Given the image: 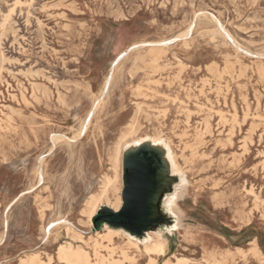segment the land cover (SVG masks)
Here are the masks:
<instances>
[{
    "label": "rangeland",
    "instance_id": "rangeland-1",
    "mask_svg": "<svg viewBox=\"0 0 264 264\" xmlns=\"http://www.w3.org/2000/svg\"><path fill=\"white\" fill-rule=\"evenodd\" d=\"M263 75L264 0H0V264H64L66 242L67 264H264ZM141 140L180 172L159 176L161 199L179 189L167 221L136 237L94 219L123 205ZM106 225L122 233L96 247ZM157 230L167 248L148 251Z\"/></svg>",
    "mask_w": 264,
    "mask_h": 264
},
{
    "label": "water",
    "instance_id": "water-1",
    "mask_svg": "<svg viewBox=\"0 0 264 264\" xmlns=\"http://www.w3.org/2000/svg\"><path fill=\"white\" fill-rule=\"evenodd\" d=\"M162 154L155 148L144 145L125 155L123 167V205L115 211L103 206L94 223L100 221L113 228H122L136 237L145 233L167 218L159 211L162 197L163 181L160 174L166 168ZM97 214V215H98Z\"/></svg>",
    "mask_w": 264,
    "mask_h": 264
},
{
    "label": "bare ground",
    "instance_id": "bare-ground-1",
    "mask_svg": "<svg viewBox=\"0 0 264 264\" xmlns=\"http://www.w3.org/2000/svg\"><path fill=\"white\" fill-rule=\"evenodd\" d=\"M17 1H19V0H17ZM24 3V2H23ZM22 3V4H23ZM25 4V3H24ZM23 4V5H24ZM16 5V4H15ZM19 5V4H18ZM20 5H21V3H20ZM30 5V4H29ZM17 6V5H16ZM14 7V6H13ZM13 9H15V8H13ZM16 10V9H15ZM198 15V14H197ZM205 16V15H204ZM215 18V17H214ZM218 23V25H219V29L225 34V36L227 37V38H229L233 43H234V46L237 48V49H241L240 48V46L238 45V44H236L235 43V41L233 40V38L230 36V34L224 29V27L221 25V23H219V22H217ZM199 24V26H200V23H198ZM204 24V23H203ZM206 24V23H205ZM192 25H194V24H192ZM201 27V26H200ZM193 28V27H192ZM192 28L190 29L191 31H192ZM196 28H197V26H196ZM188 35H190L189 33L188 34H185V35H183L184 37L186 36H188ZM182 36V35H181ZM179 38H180V36H179ZM183 38V37H182ZM246 38V37H245ZM142 45H145V44H138V45H135V46H132V48H131V50L129 51V52H131V51H133V50H135V49H137V48H140V47H142ZM166 45H168L167 43H163V44H157V46L158 47H161V46H166ZM263 46V45H262ZM261 47V46H260ZM256 48V47H255ZM129 52L127 51L126 53L127 54H129ZM246 53H248V52H246ZM126 54V55H127ZM121 59L122 58H120V59H118L117 60V62L114 64V66H113V68H112V72L110 73V75H109V77H108V79H107V82L109 83V85L111 84V80H113L112 78L114 77V72H115V69H116V67L119 65V63H120V61H121ZM212 62V61H211ZM232 62V61H231ZM219 64V63H218ZM240 64V63H239ZM187 67V66H186ZM216 67H217V65H216ZM220 67V66H219ZM208 68H210V66L208 67ZM208 68H206V69H208ZM218 68V67H217ZM258 68V67H257ZM241 70V69H240ZM258 70V69H257ZM242 71V70H241ZM219 72V71H218ZM239 74H240V72H239ZM262 75V74H261ZM264 76V75H263ZM253 77V76H252ZM219 78V77H218ZM158 81V80H157ZM161 82V81H160ZM107 83V84H108ZM206 83V82H205ZM209 84H210V82H208ZM207 83V84H208ZM157 84V83H156ZM109 87V86H108ZM107 87V88H108ZM227 87V86H226ZM238 88V87H237ZM109 89V88H108ZM108 89H107V91H108ZM214 90V89H213ZM104 91H105V89H104ZM223 92V91H222ZM104 94V93H103ZM102 94V95H103ZM227 99V98H226ZM27 100V99H26ZM247 100V99H246ZM262 101V100H261ZM247 102V101H246ZM97 104H101V100H98L97 102H95L94 103V105H93V108L94 107H96V106H98ZM252 105V104H251ZM250 105V106H251ZM261 105V104H260ZM123 106V105H122ZM136 106H137V104H136ZM11 107V106H10ZM96 109V108H95ZM251 109V108H250ZM141 110V109H140ZM222 111V110H221ZM142 112H143V110H142ZM191 113V112H190ZM229 113V112H228ZM226 114V113H225ZM234 114V113H233ZM36 115V114H35ZM90 115V114H89ZM220 115V114H219ZM238 115V114H237ZM9 116V115H8ZM8 116H7V118H8ZM38 117V116H37ZM239 117V116H238ZM258 118H260L259 116H257ZM255 118V117H254ZM262 119H264L263 117H262ZM227 120V119H226ZM90 121V120H89ZM136 125V124H135ZM88 126V123L87 124H85L84 125V127H82V132L79 134V136H81L82 135V133L84 132L85 133V131H86V127ZM206 130V129H205ZM204 130V131H205ZM230 132V131H229ZM54 134V133H53ZM234 135V134H233ZM52 137V136H51ZM74 137V136H73ZM53 139H59V136H54V138ZM51 140H52V138H51ZM60 140V139H59ZM76 140V139H75ZM145 142V140H141V141H139L138 143H133V142H131V143H126V145H125V148H124V151H123V153L124 154H128V153H130V152H133V151H135L136 149H138V148H140V147H142V146H144L143 145V143ZM161 142H162V140H161ZM251 142V141H250ZM253 142V141H252ZM251 142V144H253ZM57 143V142H56ZM245 144H247V143H245ZM55 146V145H54ZM247 146V145H246ZM56 147V146H55ZM43 149V148H42ZM169 149L170 150H172L171 149V147L170 148H166L165 146H159V150H166L167 152H169ZM53 150V149H52ZM246 153V152H245ZM247 153H248V151H247ZM244 154V153H243ZM263 155V154H262ZM163 158V162H164V165H166L167 164V167H168V169L169 170H173L174 172H178V170H179V172H180V166H179V164L177 163V160L175 159V156L173 157V155L172 156H165V157H162ZM264 161V160H263ZM42 163V162H41ZM264 168V167H263ZM30 173V172H29ZM39 176L41 177V180H43V178H42V173H40L39 174ZM40 181V180H39ZM163 182H166L167 183V180L165 181V179H164V181ZM111 184V183H110ZM37 187V186H36ZM179 190V189H178ZM178 190L176 189V194H169V195H166V196H164L162 199H160V203H159V206H162V205H164L165 206V202H166V198L169 200V199H171V200H173L174 201V205H175V200H176V198H177V192H178ZM251 193V192H250ZM252 194V193H251ZM96 195V194H95ZM255 195V194H254ZM256 197V196H255ZM104 200H108V196H107V189H105L100 195H98V196H93L89 201H88V203H87V209H86V211L84 212V214L85 215H87V218H88V220H87V223H88V225L89 226H91V223H92V219H93V217H94V215L96 214V212L100 209V207L102 206V203H103V201ZM16 202V201H15ZM14 203V202H13ZM121 205H122V201H121V199L120 198H117L116 199V203L115 204H113L112 205V208L115 210V211H118L120 208H121ZM257 205V204H256ZM258 205H259V203H258ZM259 207V206H258ZM163 208V207H162ZM259 210V209H258ZM252 213V212H251ZM174 215L177 217L178 215H177V213L175 212L174 213ZM58 220H60V221H63L62 219H61V217L58 219ZM53 221H57V220H53ZM53 221H50V222H53ZM49 222V223H50ZM48 223V224H49ZM65 224V226H66V229H67V231L69 232V231H72L73 233H74V235H73V238L74 239H77V240H82V233H80V232H78L77 231V228L71 223V224H68V223H64ZM58 227V225H52V226H49V231H48V233H52V229H55V228H57ZM171 227H175V226H171ZM44 231L46 232L47 230H46V226H44ZM122 233V231L121 230H116V229H113V228H110L109 226H107L106 225V230L103 232V233H101V232H97L96 233V238H94V241H93V244L96 246V247H100V246H104V241L105 240H109V241H112V239H113V237L115 236V235H118V234H121ZM2 239V238H1ZM0 239V240H1ZM2 241V240H1ZM0 241V242H1ZM130 243L131 244H133V245H137L138 244V238H136V239H131L130 238ZM72 243H70V242H66L65 244H61L60 246H59V254H60V258H58V259H60L61 261H64V264H67L68 262H67V258L66 257H64L65 255H64V253H65V250H67L66 251V253L68 252V250H71V249H73V247H72ZM145 248H147L148 249V251H156V250H158V249H165V248H167V240L164 238V236H163V234H162V232L160 231V230H157V232H154V234L151 236V235H149V238L148 239H146V241H145ZM82 249V248H81ZM81 249H79V250H81ZM78 251V250H77ZM78 252H80V251H78ZM77 252V253H78ZM84 253V252H83ZM84 256H86V255H84ZM83 256V257H84ZM80 257H81V255H80ZM79 257V258H80ZM77 258H78V254H77ZM82 259V258H81ZM40 260V256L38 255V254H31V255H28L26 258H23V263L24 264H27V263H31V264H33L35 261L37 262V261H39ZM73 260V259H72ZM75 260V259H74ZM83 261V260H82ZM86 261V260H85ZM42 262V261H41ZM78 262H79V260H78ZM37 264V263H36ZM39 264H40V262H39ZM44 264V263H43ZM170 264V263H169Z\"/></svg>",
    "mask_w": 264,
    "mask_h": 264
},
{
    "label": "flooded vegetation",
    "instance_id": "flooded-vegetation-1",
    "mask_svg": "<svg viewBox=\"0 0 264 264\" xmlns=\"http://www.w3.org/2000/svg\"><path fill=\"white\" fill-rule=\"evenodd\" d=\"M99 216H101V214H98V215H97V217H99ZM98 223H104V222L100 221V222H98Z\"/></svg>",
    "mask_w": 264,
    "mask_h": 264
},
{
    "label": "trees",
    "instance_id": "trees-1",
    "mask_svg": "<svg viewBox=\"0 0 264 264\" xmlns=\"http://www.w3.org/2000/svg\"><path fill=\"white\" fill-rule=\"evenodd\" d=\"M95 220V219H94ZM98 224H101V223H96V225H98Z\"/></svg>",
    "mask_w": 264,
    "mask_h": 264
}]
</instances>
